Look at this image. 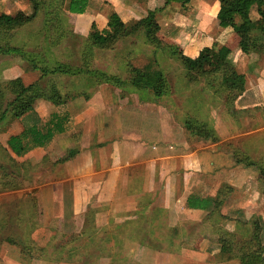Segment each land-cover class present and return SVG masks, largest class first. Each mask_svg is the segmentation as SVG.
Wrapping results in <instances>:
<instances>
[{"label":"rangeland","instance_id":"1","mask_svg":"<svg viewBox=\"0 0 264 264\" xmlns=\"http://www.w3.org/2000/svg\"><path fill=\"white\" fill-rule=\"evenodd\" d=\"M35 1L0 0V17L14 23L10 29L0 30V48L21 51L20 55L0 52V86L15 79L24 85L39 84L46 96L53 98L37 99L33 103L34 113L42 124L53 113L66 114V131L56 135L54 143L50 141L22 157L14 156L8 149L7 155L0 151V264H240L241 249L254 236L264 249V197L259 179L250 189L254 195L252 202L242 209L230 206L229 210L221 212V207L202 225L185 222L174 229L165 227L162 214L155 213L159 219L149 221V231H145L144 224L150 213L137 211V217L119 221L112 210L108 212L110 206L106 210L99 205L98 193L94 194L95 203L91 204L92 214L89 207L84 213L83 208L89 206L84 200L85 189L67 180L73 173L67 161L75 156L77 149L85 142L89 145L93 138V144H98L103 133L97 129L101 117L115 115L129 99L128 95L137 93L129 83L131 67L150 64L162 72L165 88L160 98L155 97L161 115L168 109L176 120L184 122L187 116L194 123L198 121L208 127L212 110L233 107L234 117L243 122L244 129L264 125V109L253 108L248 115L240 116L239 107L245 103L239 100L233 106L229 104L230 95L219 91L218 75L196 76L182 60L194 65L201 54L208 52L218 62L215 50L219 44L215 39L220 37L215 32L225 30L223 35H230L231 26L239 18L226 15L225 19L231 24L223 28L219 20L216 24L208 22V18L191 22L187 17L183 20L178 16L175 21L178 26L161 27L159 15L165 5L171 7L174 14L183 11H178L180 4L167 5L164 0H156V16L147 29L102 48L91 41L106 40L103 31L107 29V16L112 12L110 4L93 1L92 8L86 11L92 17L85 18L67 13L66 0ZM207 1L211 4L215 0ZM48 11H51L50 16L45 15ZM255 16L260 17L257 11ZM49 18L52 21L49 22ZM204 25H209V32L203 31ZM87 44L92 56L85 66L82 53ZM256 54L262 66L264 52ZM43 69H47L45 75ZM114 78H119L122 85H117L118 80ZM139 95V101L154 99L151 93ZM20 126V120L0 124V147L6 145L11 134L21 132ZM84 128L94 129H86L85 133ZM79 129L86 134L85 139L81 132L77 133ZM57 137L60 140H56ZM239 142L235 146L237 152L264 168V140H261L263 145L246 140L247 147L252 146L247 153L252 158L239 150ZM79 164L77 166H81ZM70 166L74 168V164ZM73 189L80 193L76 206ZM171 225H174L173 220ZM81 233L84 234L80 236ZM105 235L109 241L104 240ZM224 240L231 252L221 251ZM251 245L255 246L256 241L252 239Z\"/></svg>","mask_w":264,"mask_h":264},{"label":"crops","instance_id":"2","mask_svg":"<svg viewBox=\"0 0 264 264\" xmlns=\"http://www.w3.org/2000/svg\"><path fill=\"white\" fill-rule=\"evenodd\" d=\"M101 1L110 4L111 10L117 13L125 23L145 17L146 13L155 10L158 6L156 0ZM199 1L201 4L197 0L180 4L178 11H183L181 14L172 13L173 9L165 5L159 15L160 25H158L168 27L169 24H176L178 26L175 21L180 17L183 20L187 17V20L190 19L191 22L194 20L199 22L201 18L207 21L208 18V22L218 23L219 3H215L216 0L211 4L207 0ZM253 7L247 17L257 20L259 17L256 18L255 11L260 16V10L255 8L256 6ZM77 15H83L85 18L92 17L88 12ZM235 15L229 13L228 16ZM236 16L239 19L235 20L234 24L241 21L240 16ZM191 22L190 25H192ZM208 27L209 25H204L203 31L209 32ZM224 32L225 30L216 31L215 33L222 41H219L220 38L215 40L219 47L224 46L231 51L230 57L234 61L237 72L245 77L244 92L234 101V104H237L239 100L245 103L244 106L239 107L242 109L239 115H246V113L248 115L249 111L257 107L264 109V63L261 66L256 53L249 55L241 53L235 33L224 36ZM211 44H207V47ZM141 92L152 94L149 90H137V93L132 92L128 95L129 99H126V103L120 106L115 115L110 113L109 118L101 117L97 129L103 133L97 141L98 144H93L94 138L89 145L85 142L80 149H77L79 153L77 152L71 160L67 161L68 169L73 172L67 180H73L75 187L83 186L85 189L84 200L85 204L89 203V206L83 208L84 213L87 210L86 207H89L88 210L92 214L91 204L95 203L94 194L98 193L99 205L106 210L110 206L108 212L112 210L119 221L121 218L128 220L137 217V211H143L144 214L150 213L144 224L145 231H149L150 222L152 223L154 218L159 219L154 215L155 213L162 214L160 217L165 227L173 226L174 229L185 222L202 225L221 207V212L229 210L230 206L242 209L252 202L251 198L254 195L250 189L258 180V171L236 162V156L240 153L235 146L238 141H241L239 150L247 154L252 146L247 147L246 140L259 141L263 145L261 140H264L262 134L264 125L249 130L244 129L243 122L235 118L233 107L231 109L224 107L226 112L215 109L210 112L208 118L210 123L207 127L214 132L215 140L212 141L210 138L205 139L190 134L183 126L182 120H176L177 118L172 116V111L164 110L165 112L162 111L161 115L154 95L153 100L139 101ZM102 105L107 106L103 102ZM152 106H157L156 110ZM187 118L185 116L186 120ZM20 125L23 129L22 122ZM86 129L94 128H84V132ZM79 132H81L80 129L77 133ZM84 132H81L83 139L86 138ZM57 138L56 140H60V137ZM236 140H238L237 143H235ZM247 155L250 156V154ZM71 164H74V168H71ZM78 164L81 166H77ZM78 189L77 191L73 189L72 193L74 206L77 205V198L80 195ZM93 189L98 190L93 193ZM221 191L222 195H220ZM257 194L261 195L259 192ZM191 195L207 199L212 203L221 200L222 203L218 208H213L212 205L206 210L189 209L186 207V201ZM77 207L75 210L78 209ZM131 214H133L132 217ZM172 220L174 225H171Z\"/></svg>","mask_w":264,"mask_h":264},{"label":"trees","instance_id":"3","mask_svg":"<svg viewBox=\"0 0 264 264\" xmlns=\"http://www.w3.org/2000/svg\"><path fill=\"white\" fill-rule=\"evenodd\" d=\"M35 1V0H30ZM168 5L171 4H187L190 0H164ZM220 3V10L217 14L219 24L223 28L230 27L231 24L225 19L229 13H234L241 17V21L231 26L232 31L238 37V48L243 54L263 53L264 52V0H218ZM36 2V1H35ZM93 1L91 0H66L65 11L70 14H84L89 8H92ZM256 6L260 10V17L257 20H251L247 17L250 9ZM37 7V4H36ZM46 16L51 15V11L45 12ZM156 16V10L149 11L147 15L139 20L130 22H123L119 15L112 11L107 16V29L103 31L105 41L100 43L98 41H91L99 47H111L121 37L131 36L141 30L149 27L151 22ZM52 21V19H48ZM12 22L6 21L0 17V30L10 29L13 27ZM59 35V34H58ZM61 36V35H59ZM215 50L218 62L210 57L208 52L201 54L194 65H191L186 59H182L189 69L192 70L196 76L208 77L219 76V91L227 93L229 104L233 106L234 101L244 92L245 77L243 74L237 72L234 61H232L230 54L231 51L224 46H217ZM0 52L4 54L16 53L20 55L18 48H5ZM87 53V55H86ZM92 52L89 44L85 46L82 53V62L85 66L88 65ZM188 62V63H187ZM43 75L46 74L47 69H43ZM130 86L136 90H150L156 98L163 95L165 88L164 78L162 72L154 68L152 65L147 64L141 68L131 67L129 70ZM117 79V78H114ZM117 85H122V81L118 78ZM5 84L0 86V124L10 123L13 120H20L22 122V131L15 135H10L5 142V146L0 147L1 153L7 155V149L16 157L24 156L26 153L37 147L46 146L55 135L62 134L66 131L65 122L67 115H60L53 113L50 119L42 124L41 120L36 116L33 110V103L37 99L53 98L46 96L44 89L37 83L24 85L19 79L6 81ZM211 82L207 84L211 86ZM213 85V84H212ZM9 95V96H7ZM11 95V96H10ZM227 95V96H228ZM197 122V121H196ZM202 123H194L191 118L183 122L185 129L193 135L205 139L215 140L213 137L214 132L208 129L207 126L201 125ZM236 162L246 167H254L258 171V179L262 182V195L264 196V168L260 167L249 157L239 154L236 156ZM222 195V191L220 192ZM222 201H211L191 195L187 198L186 207L189 209L206 210L213 205V208H218ZM256 230V229H255ZM84 233H81L82 236ZM256 234V233H255ZM92 236H95L92 233ZM105 241L109 238L105 235ZM255 240L256 245L252 246L251 242ZM249 241L246 247L241 249L239 257L240 264H262L264 262L263 247L257 236H254ZM12 242V241H11ZM221 247V251L231 252L230 247L225 243ZM226 244V245H225ZM248 248V249H247ZM26 248L23 247V251ZM31 250V248H30Z\"/></svg>","mask_w":264,"mask_h":264}]
</instances>
